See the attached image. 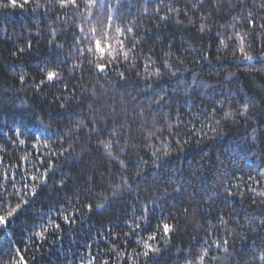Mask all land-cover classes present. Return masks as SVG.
<instances>
[{"label":"trees","instance_id":"obj_1","mask_svg":"<svg viewBox=\"0 0 264 264\" xmlns=\"http://www.w3.org/2000/svg\"><path fill=\"white\" fill-rule=\"evenodd\" d=\"M16 5L0 264H264V0Z\"/></svg>","mask_w":264,"mask_h":264},{"label":"snow or ice","instance_id":"obj_2","mask_svg":"<svg viewBox=\"0 0 264 264\" xmlns=\"http://www.w3.org/2000/svg\"><path fill=\"white\" fill-rule=\"evenodd\" d=\"M94 2H95V0H93V3ZM11 3L13 4V6H17L16 5V0H11ZM61 3H62V6H67V4H69V3L75 5L76 4V0H61ZM81 31H83V29H81ZM92 31H93V33H95V29H93ZM117 31L118 32H122L123 30L122 29H117ZM241 39H243V38L241 37ZM120 43H123V42L121 41ZM95 47H96V50L99 51L102 55L103 54H106V53H109L112 50V48H113V46L111 44H108L107 47L105 48L104 46H102L100 40H96ZM241 51H243V49H241ZM123 58L125 60H127L129 58L128 52H124L123 53ZM243 58L244 59H248V60H251L252 59V57L247 56V55H245ZM112 59L115 60L116 57L113 56ZM96 67L99 69L100 72H104L105 71V68L107 67V65L104 64V63H98L96 65ZM21 79H23V77H21ZM46 79L49 82L56 81L58 79L57 72H55V71H48L47 74H46ZM42 83H43V81H42ZM244 110L247 111V108L245 107ZM228 115H230V114H228ZM21 143H23V141H21ZM110 149H111V143L105 144V150L108 151L109 154H111ZM33 179H37V177H33ZM46 179H47L46 176L43 177V180L44 181H46ZM25 187H27V185ZM32 194L35 195V193H32ZM25 203H27V201H25ZM64 219L67 220V217H65ZM0 223H6V221H5V219H4L3 216H0ZM56 227L58 228L59 225H56ZM169 230H170V226L167 225V224H165L164 225V231L165 232H168ZM151 239H155V237H151ZM225 243H226V241H225ZM217 246H219V245H217ZM153 251H155V250H153ZM145 254L147 255V253H145ZM201 260H203V257H201Z\"/></svg>","mask_w":264,"mask_h":264}]
</instances>
